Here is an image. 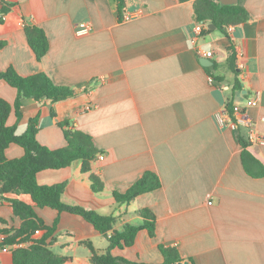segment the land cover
Segmentation results:
<instances>
[{
    "label": "crops",
    "instance_id": "0c3cea01",
    "mask_svg": "<svg viewBox=\"0 0 264 264\" xmlns=\"http://www.w3.org/2000/svg\"><path fill=\"white\" fill-rule=\"evenodd\" d=\"M9 6L0 14V72L13 67L23 77L45 73L58 86L76 92L74 98L23 101L21 121L14 111L9 126L23 134L30 119L40 116L38 142L51 150L67 141L60 122L93 138L104 160L92 172L104 182L95 194L81 162L37 175L42 186L66 182L62 201L103 216H115V231L128 224L141 225L140 211L156 217V235L140 231L134 245L115 248V257L136 264H164L160 246L176 249L189 264H264V175L246 172L240 135L245 127H221L217 115L231 103L245 105L260 93L247 114L264 135V0H244L249 20L227 34L207 29L198 38L195 0H127L120 14L115 0H2ZM1 8V3H0ZM124 13L137 14L123 22ZM89 23L91 32L76 29ZM25 24L42 28L49 39L47 55L38 61L28 43ZM234 46L239 75L229 68ZM211 52L212 85L198 51ZM211 67V66H210ZM240 89L234 91L236 81ZM17 89L0 80V98L12 107ZM52 109L56 113L54 118ZM249 151L264 166V146L250 144ZM24 149L12 144L8 160L20 159ZM146 172L160 178L162 186L120 205L114 192L126 193ZM6 199L32 205L28 195L0 196V230H18L23 221ZM212 203V204H209ZM47 226L59 218L48 242L59 256L73 264H92L90 244L97 254L109 240L79 215L36 208ZM36 234V239L44 235ZM5 235L0 234V246ZM13 247H0V264H13Z\"/></svg>",
    "mask_w": 264,
    "mask_h": 264
},
{
    "label": "trees",
    "instance_id": "16d2710c",
    "mask_svg": "<svg viewBox=\"0 0 264 264\" xmlns=\"http://www.w3.org/2000/svg\"><path fill=\"white\" fill-rule=\"evenodd\" d=\"M120 14L127 6V0H115ZM190 1V0H183ZM195 12L199 21L217 25L226 34L230 28L246 23L249 12L244 6V0H239L235 5H223L218 0H195ZM9 6L1 2L0 14H6ZM122 18V15H121ZM28 43L34 51L38 61H41L48 53L50 43L46 32L33 24H25L24 27ZM5 47V42H0V50ZM234 46L230 48L229 68L238 73L237 58L235 57ZM209 76L217 67L214 64L206 68ZM0 80L17 89V99L12 107L6 100L0 98V196L5 199L9 194L28 195L33 204L28 205L17 199H6L14 212L21 217L23 224L18 230H0L5 235L1 248L13 247V264H73L71 256H59L52 251V243L48 242L57 230L59 218L53 226H47L37 215L36 208H52L60 214L63 212L79 215L91 223L94 228L104 235L110 242L109 248L103 254H97L90 244H87L92 251V264H136L125 258L115 257L112 251L115 248H128L134 245L140 231H148L151 237L156 235V217L148 209L140 211L144 218L141 225L128 224L123 231H115L114 227L118 221L115 216H103L95 211L87 210L80 206L66 204L62 196L66 188V182L42 186L37 182V175L45 170H58L70 167L73 163L80 161L83 174H89L92 191L101 194L104 191L102 178L92 172V164L98 160L100 151L95 147L93 138L78 130L69 128V122H60L67 146L51 150L42 146L37 135L40 130V116L30 119L27 129L23 134H18L17 125L9 126L8 119L14 108L17 121L23 117L22 108L25 99H33L36 102L44 100L52 104L74 98L76 92L66 86L56 85L45 73H39L23 77L13 68L0 72ZM221 81V78L214 79ZM240 89V82L237 80L234 91ZM233 105L229 103L227 109L232 112ZM52 116L56 113L52 109ZM243 148L242 161L246 172L254 177L264 175V166L249 151L248 143L242 135L239 137ZM12 144L21 146L25 155L20 159L8 160L6 150ZM162 186L160 178L153 172H146L126 193L114 192L113 196L117 204H130L139 196L154 192ZM44 231V235L36 239L37 232ZM165 259L164 264H177L181 262L176 249L160 246Z\"/></svg>",
    "mask_w": 264,
    "mask_h": 264
},
{
    "label": "built area",
    "instance_id": "2783aa9c",
    "mask_svg": "<svg viewBox=\"0 0 264 264\" xmlns=\"http://www.w3.org/2000/svg\"><path fill=\"white\" fill-rule=\"evenodd\" d=\"M2 0H0V3ZM137 14L135 13H124L122 15L121 20L123 22L131 21ZM209 23L206 21H198L194 26V32L196 37L200 38L204 31L208 29ZM91 25L89 23H81L78 25L76 29V33L79 36L88 35L91 32ZM231 29V28H230ZM229 29V30H230ZM200 57L211 58V52H203L202 50L198 51ZM210 84L214 85L215 80L212 76H209ZM260 99V93L255 92L253 96L246 100L245 105L234 104L232 108V112L226 108L224 111L220 112L217 115V122L221 127L232 128L235 130H239L241 127H245L248 130V141L250 144H257L264 146V135L259 133L256 124L247 114L248 108L254 107ZM264 121V117L262 118ZM99 160H104V155H99ZM212 204V203H209ZM40 232L38 231L37 234Z\"/></svg>",
    "mask_w": 264,
    "mask_h": 264
},
{
    "label": "water",
    "instance_id": "95a60500",
    "mask_svg": "<svg viewBox=\"0 0 264 264\" xmlns=\"http://www.w3.org/2000/svg\"><path fill=\"white\" fill-rule=\"evenodd\" d=\"M218 1L220 3H222L223 5H228V6L235 5V4H237L239 2V0H218ZM208 28L210 30L211 29H216V26L214 24L209 23ZM201 64L204 67H210V66H212L213 63H212V61L210 59L205 58V59L201 60ZM224 83H226V82H215V85H222ZM177 264H189V262L188 261H184V262H179Z\"/></svg>",
    "mask_w": 264,
    "mask_h": 264
}]
</instances>
